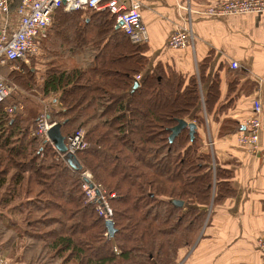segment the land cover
<instances>
[{"label": "trees", "instance_id": "16d2710c", "mask_svg": "<svg viewBox=\"0 0 264 264\" xmlns=\"http://www.w3.org/2000/svg\"><path fill=\"white\" fill-rule=\"evenodd\" d=\"M114 24L106 12H57L48 37L58 44L50 51L56 59L37 83L64 140L87 129V148L73 156L81 171L30 137L39 116L29 123L6 112L17 109L10 99L0 104V257L10 264H178L206 237L214 209L236 194L232 171L218 166L199 132L203 113L208 119L228 108L219 103L218 69L203 92L214 53L198 62L197 74L147 73L148 43L132 44ZM80 49L89 50L85 66L74 59ZM39 55L29 57L31 68L0 67V76L31 92ZM239 77H231L229 94ZM179 120L195 125L193 138L186 128L169 143ZM214 120L221 138L244 132L229 115ZM82 171L113 194L111 239L82 193Z\"/></svg>", "mask_w": 264, "mask_h": 264}, {"label": "crops", "instance_id": "0c3cea01", "mask_svg": "<svg viewBox=\"0 0 264 264\" xmlns=\"http://www.w3.org/2000/svg\"><path fill=\"white\" fill-rule=\"evenodd\" d=\"M139 1L142 3V23L149 38L145 71L151 73L155 67H163L181 74H197L198 62L208 51H212L214 56L209 63L203 92L218 69L219 103L224 107L228 106L226 115L238 121L242 129L251 116L252 102L259 99L262 107L259 146L262 150L264 13L210 19L198 13L220 0H189V8L193 12L190 17L194 47L193 50L174 51L168 47L167 41L174 26L188 18L187 11L178 9L175 0ZM8 3L11 22L14 23L19 0H8ZM83 51L85 49H80L78 53ZM231 62L238 63L239 69L232 70ZM235 73L240 74V77L237 78L235 92L229 94L228 84ZM43 109L48 111L46 107ZM225 111L218 110L215 114L213 110L208 119L203 113L206 126L199 132L201 131V144L205 147L204 144L207 143L208 149H212L218 166L232 171V184L236 194L214 209L205 232L206 237L192 249L190 256L186 259L184 256L185 264H264L263 257L256 249V240L264 236V160L260 158V154L253 155L246 148L237 145L238 133L224 138L218 136L220 124L214 118L219 117V121H222L226 118Z\"/></svg>", "mask_w": 264, "mask_h": 264}, {"label": "built area", "instance_id": "2783aa9c", "mask_svg": "<svg viewBox=\"0 0 264 264\" xmlns=\"http://www.w3.org/2000/svg\"><path fill=\"white\" fill-rule=\"evenodd\" d=\"M175 1L177 8L186 10L189 15L174 26L167 41L168 47L174 51L193 50L194 37L190 17L193 12L189 8V0ZM87 10L106 12L110 15L115 28L118 27L132 44L148 43V32L142 23V3L139 0H19L14 23L11 22L8 0H0V67L12 66L15 62L28 65L29 57L40 53V43L47 38L48 29L57 12L71 14ZM262 13H264V0H222L206 7L198 14L210 19H221L227 16ZM230 68L238 70L239 64L231 62ZM139 79L140 76L135 77L136 81ZM15 89V85L8 84L0 76V104L10 99ZM14 111L13 107L6 109L8 114ZM261 114V103L256 99L252 103L251 116L244 123L245 130L237 136L236 143L253 155L260 154V158L264 160V147L260 150L259 146ZM55 124L42 116L30 136L48 141L47 132ZM50 146L57 152L58 158L63 157L52 143ZM65 146L66 154L69 155H76L85 150L87 148L85 130L78 129L68 136ZM81 190L86 202L96 206L98 215L105 222L112 221L113 213L107 200L112 198L113 194L108 196L99 184L92 181V175L88 171L81 172ZM256 249L264 259V236L256 240ZM0 264L10 263L0 257Z\"/></svg>", "mask_w": 264, "mask_h": 264}, {"label": "rangeland", "instance_id": "374dc122", "mask_svg": "<svg viewBox=\"0 0 264 264\" xmlns=\"http://www.w3.org/2000/svg\"><path fill=\"white\" fill-rule=\"evenodd\" d=\"M220 1H222V0H220ZM51 29H52V25L48 29L47 39L43 45L44 49L41 50L39 58L37 57L38 60L36 61V65L34 66L35 67V75H34L35 86H34V89L31 92H29V91L22 92L23 90L20 91L15 86L16 89L12 93L10 100L8 101L9 103H13L15 105L17 104V109H15L16 113L20 114V116L23 119H25V121H28L29 123L34 121L38 116H41L44 114V109H43V106L41 104V97L42 96H41L39 88L37 89V87H38L37 83H39V85H40L41 77L45 73V70L47 69V65H49L48 64L49 61L56 59L55 57L52 56V53H50V51H52L53 49H56L58 46L57 43H55L52 40H49V38H48L49 35L51 34V31H52ZM88 51L89 50H85L83 53H81V55L76 56V58H74V59H76L80 65L87 64L88 62H86V58H87ZM23 65L31 68L30 62L28 65H25V64H23ZM15 70H17L18 72H23V68H21L20 66H18V68H15ZM35 127H36V123H35ZM244 128H245V124H244ZM80 129H84L85 131H87L86 128H80ZM31 138H33V137H31ZM204 146L208 149L207 143L204 144ZM209 151L211 153H213L212 149H209ZM107 203H108V206L112 210V207L110 205V201L107 200ZM112 213H113V210H112ZM195 246H196V244H195ZM195 246L192 247L193 250H194ZM192 249H190L185 254L186 255L185 259L187 258V256H190V253H192ZM182 262H183V264H185L184 260ZM182 262H180L178 264H182Z\"/></svg>", "mask_w": 264, "mask_h": 264}, {"label": "water", "instance_id": "95a60500", "mask_svg": "<svg viewBox=\"0 0 264 264\" xmlns=\"http://www.w3.org/2000/svg\"><path fill=\"white\" fill-rule=\"evenodd\" d=\"M116 29H118V27H116ZM139 86H140V83L138 81H135L133 83V86L131 88L130 93L131 94L134 93ZM60 127L61 126L59 124H55L53 127H51L47 132V139H48V141H50L54 145L55 149L61 155H64V158L69 163H71L73 166H76L78 171H81V168L77 166V164L73 158L74 155L66 154V146H65V142H64L65 140H64V137L61 135ZM186 128L189 130V134H190V137L192 140L193 134H194V131L196 128L195 125L193 123H188L186 121L179 120L177 125L170 129V136L168 138L169 143H172L173 140L180 134V132ZM242 130H244V128ZM174 205L178 206V207H182L183 203L182 202H174ZM105 227L107 229L108 237L111 239L115 233L113 222L112 221H106Z\"/></svg>", "mask_w": 264, "mask_h": 264}, {"label": "bare ground", "instance_id": "6f19581e", "mask_svg": "<svg viewBox=\"0 0 264 264\" xmlns=\"http://www.w3.org/2000/svg\"><path fill=\"white\" fill-rule=\"evenodd\" d=\"M110 16V15H109ZM111 17V16H110ZM119 30V29H118ZM9 108V107H8ZM16 111V110H15ZM42 116H44V117H46L47 118V120H49V116L46 114V110L44 111V114L43 115H41V116H39L38 118H37V121H38V119L39 118H41ZM50 121V120H49ZM51 122V121H50ZM37 123V122H36ZM48 140V139H47ZM46 141V140H45ZM46 142H48V141H46ZM50 142V141H49ZM48 142V143H49ZM65 142V141H64ZM51 143V142H50ZM49 143V144H50ZM63 157H64V155H63ZM108 235V234H107Z\"/></svg>", "mask_w": 264, "mask_h": 264}]
</instances>
